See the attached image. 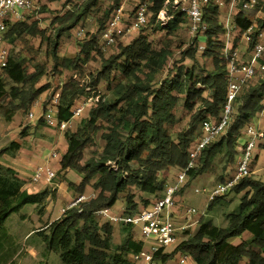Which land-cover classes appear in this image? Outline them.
I'll return each instance as SVG.
<instances>
[{
    "label": "trees",
    "instance_id": "trees-1",
    "mask_svg": "<svg viewBox=\"0 0 264 264\" xmlns=\"http://www.w3.org/2000/svg\"><path fill=\"white\" fill-rule=\"evenodd\" d=\"M151 1L149 9L153 15L150 21L156 22L157 13L166 0ZM120 2L112 0V12ZM244 2H239L235 15V24L242 30L252 24L243 9ZM98 3L99 0H84L79 8L56 15L51 22L54 27L52 36H46V30L39 27L38 21L29 18L11 25L7 39L12 44L25 36H41L47 39L51 47L55 68L61 66L64 69L81 70L80 56L60 60V39L74 29ZM183 23H187V20L178 13L167 28L158 24L156 26L161 30L173 31ZM208 23L209 29L203 36L206 38L203 55L211 58L212 70H204L199 66L196 60L199 39L193 40L182 53L184 59L193 60V65L178 63L174 72L158 81L157 85L156 80L163 73L171 52L156 48L146 36L140 35L127 46L121 47L118 54L103 59L97 78L88 85L72 76L61 87L56 113L61 121L71 118L73 106L88 94L87 86L95 87L100 80H106L110 97L91 107L89 117L81 121L76 131L65 132L68 147L60 159V171L72 170L82 176L77 185L69 182L75 192L82 194L87 186L93 185L98 194L85 203L67 209L60 218L47 223L44 229L37 232L45 247L44 254H57L63 264H133L129 256L138 253L143 242L135 239L132 226L121 224L124 238L120 244H115L114 225L104 222L96 212L103 207L112 208L122 194L125 213L138 212L140 203H143V208L147 207L150 200L140 198L137 201L136 192L158 195L164 191L160 173L171 167L180 170L186 168L188 150L201 133V122L208 116H220L227 90V66L222 57L221 40L226 30L220 18L219 6L215 3L208 8ZM105 24L101 23V30ZM97 46L98 39L95 37L82 44L81 49L85 54L83 63L99 48ZM252 46L253 43L249 48ZM23 61L22 58L10 57L3 70L10 80L22 85V88L12 89L16 97L27 96V101L19 104L17 109L26 106L48 88H35L42 74L28 73ZM114 72L122 75V81L117 84L111 83ZM0 90L3 91L1 78ZM263 100L264 78L249 83L243 90L228 134L202 151L198 165L189 172V177L204 173L219 155L224 154L227 164L235 161L240 130L261 111ZM181 101L192 115L189 127L174 136L170 127L177 122L174 110ZM101 130L104 131L102 151L82 163L87 144ZM26 133L23 132L22 136H26ZM20 148L21 144L12 142L6 150L17 152ZM108 162H116L118 170L110 169L106 165ZM25 184L26 180L15 169L0 164V264L12 262L19 249L7 231L6 222L10 216L20 213L28 205H36L41 212L43 201L48 197L47 191L30 193ZM233 192L244 193L237 209L226 215V226L216 225L212 220L202 217L197 231L181 242L176 251L191 256L195 264H264V181L245 179ZM219 199L210 202L209 209ZM245 232L250 234L247 239L242 238ZM236 238H241V242L234 243ZM157 257L166 263L172 259V254L159 253Z\"/></svg>",
    "mask_w": 264,
    "mask_h": 264
},
{
    "label": "rangeland",
    "instance_id": "rangeland-1",
    "mask_svg": "<svg viewBox=\"0 0 264 264\" xmlns=\"http://www.w3.org/2000/svg\"><path fill=\"white\" fill-rule=\"evenodd\" d=\"M225 1L229 2L230 0ZM240 1L241 0H237L235 3L236 11H238V4ZM260 1L264 2V0ZM83 2L84 0H39L40 10L33 13L30 19L33 18L38 21L39 27L46 30V36H52L54 33V27L51 25V22L55 16L58 14L62 15L69 9L79 8ZM138 2H147L150 5L152 1L129 0L126 10L127 16H132L134 7ZM111 6L112 0H99L97 7L92 8L91 11L86 13L82 21L69 33L64 34L60 39V45L58 47L60 60L63 58L75 59L80 56L82 58V63L81 70H78L79 72L73 69H64L61 66L55 68V60L52 56L51 47L49 46L47 39H44L41 36H25L11 44V57L22 58L24 60V68L28 73L40 72L42 74L35 83V88H40L42 86H48V88L40 96L27 103L26 106L17 109L19 104H23L27 101V96L26 98L21 95L16 97L14 90L12 89L22 88V85L14 83L6 76V73L3 70H0V78L3 83V91L0 90V164L5 166L16 165L20 168L17 163L18 161H16L17 159L22 158L21 160H23L25 157H31L32 153L34 155L40 154L45 142L55 138V136L48 132V130L54 131L55 128L49 129L45 125L43 119L39 118L34 122H31L28 119L30 108L34 103H38V115L41 114L43 110L45 111L47 109L46 105L50 103L52 98L57 93L61 92V87L75 74H77V80L82 84L92 82L95 78H97L99 70L102 69L103 59L105 60L114 54H118L121 47L127 46L133 39L139 37L140 35L146 36L156 48H165L171 52L163 73L158 76L156 80L157 85L159 84L158 81L166 77L170 72H174V67L178 66V63L184 64L185 66L193 65V60L188 58L184 59L182 55V53L193 42L189 35L187 23H183L179 25L177 29L169 31L167 29H159L156 26V22L151 21L141 29L125 35V37L119 40L116 45L110 47L106 52L101 51L100 53L102 55L97 53V51H100L99 48L93 51L90 57L86 58V62L83 63L85 54L81 49L82 44L93 37L96 39L99 38L98 36L101 31V23L104 22L105 24L109 19L112 12L110 9ZM228 9L229 6L226 3L219 7L220 18H226L228 15ZM246 13L247 17L249 16L250 20H253V23L257 24L258 30L264 26V21H262L259 25L257 23L258 19H253L254 15H258L259 17L264 16L263 9L262 12H258V9H254L252 11H247ZM78 29H83L86 36L83 38L76 37V31H78ZM205 41V37L202 36L199 38V42L205 43ZM199 42L197 43L198 53L196 55V60L199 66L204 70H212L213 62L211 58H207L203 55L206 43L200 44ZM201 73H204V71ZM256 79L258 78H254L252 82ZM120 81H122V75L114 72L112 74L111 83L117 84ZM108 84V81L102 79L95 85L97 90L104 94L105 98L110 97ZM174 113L177 117V122L170 127V132L176 136L178 132L189 127L192 112L189 111L184 106L183 101H181L176 106ZM253 121L258 123L259 120L256 118ZM25 131H27L26 136H22V133ZM103 132L104 131L101 130L93 135V141L88 143L84 150L82 163H85L86 160L100 153L99 149L102 146ZM245 141L246 139L244 137L239 138V146L237 149L238 153L235 161H237L241 153V146L245 143ZM12 142H18L21 144L19 151L14 152L6 150ZM50 150L51 149L45 150L43 157H47L51 153ZM56 152L60 153L61 149L57 148ZM260 155L261 153L258 157H261ZM235 161L227 164L224 154L219 155L214 159L212 166L206 169L204 173L194 177H189L187 184L180 194H178L182 195L184 200L182 198V200H179L178 195L176 196L177 203L172 210V216L175 217L176 220H179L180 207L186 205L188 207H194L198 209V211H204V219H210L219 226H226V215L237 209L240 198L244 192L237 194L232 191L221 197L219 202H217L214 207L209 209L206 196L196 193L195 190L203 187H212L216 183L222 182L226 177L233 173ZM58 164L59 162L57 161L54 165L58 167ZM200 166L201 165L199 164L198 167ZM57 167H55L56 170ZM31 168L23 171L30 174L32 170ZM20 174L24 176L26 182L29 183V175L26 173ZM57 174L58 175L53 186L49 185L50 187L47 186L44 189L42 187V191L48 192V197L43 201L41 212L35 206H27L22 209L20 213L12 214L6 222L7 231H9L15 242L19 245L18 252L12 259V262L8 264H63L57 254L53 252L45 253L46 255L44 254L45 247L37 233L38 231L44 229L47 223L55 220L60 214H62V208L66 205V192L71 193L72 190L69 182L76 184L75 182H80L81 180V176L74 172L61 173L58 171ZM251 178L262 180V178H259L256 175H253ZM57 183L60 184V188L57 187ZM162 194L163 193L161 192L153 197L152 201L161 197ZM136 196L138 200L143 198L142 193L139 192H136ZM123 201L124 200L122 198V202ZM142 206L143 203H140L139 208H143ZM121 210L122 209L119 208L118 212H121ZM122 238H124V236L121 233V226L119 228V225H117L114 231V243L120 244L122 242ZM129 258L131 260V254Z\"/></svg>",
    "mask_w": 264,
    "mask_h": 264
},
{
    "label": "built area",
    "instance_id": "built-area-1",
    "mask_svg": "<svg viewBox=\"0 0 264 264\" xmlns=\"http://www.w3.org/2000/svg\"><path fill=\"white\" fill-rule=\"evenodd\" d=\"M236 1L230 0H166L163 7L157 13L156 24L162 28H167L173 22L176 14L181 13L187 20L189 35L192 40H198L204 36L209 29L208 8L215 3L219 7L228 4V15L221 21L225 27L222 36V57L227 66V90L226 99L222 105L218 118L208 116L201 122V133L192 143L188 150V165L180 170L175 180L165 186L161 197L156 198L147 207L141 208L133 214H116L110 207H103L96 212L104 222L111 225L129 224L134 230L138 229L143 242L138 253L131 254L134 263L143 264H166L158 258V254H165L166 248L178 244L180 235L186 231L190 232L193 225H197L199 219L205 214L194 207L181 206L180 212L182 223L178 224L172 216L177 201L176 196L183 190L188 182L189 172L197 167L202 151L211 143L227 135L234 115L236 106L243 90L252 82L254 78H264V26L258 30L252 23L247 29H240L235 24ZM129 0H121L119 6L113 10L105 26L100 31L98 46L102 52H106L110 47L117 44L125 35L135 32L150 22L152 12L147 2H138L133 10L132 16L126 14ZM264 2L260 0H245L243 9L252 11L258 9L262 12ZM40 10L39 4L35 0H0V70H4L11 57V43L7 39L9 27L18 22L27 20V17ZM238 29L245 41L253 43L248 47V58L239 61V50L233 45V32ZM76 37H85L83 29L76 32ZM77 74L73 76L77 79ZM89 83L85 84L88 85ZM88 94L73 106L72 116L68 121H61L57 117L60 94L57 93L46 106V110L38 115V103H34L29 111L28 119L31 122L39 118L44 120L46 126L61 131L67 130L73 119L81 117L86 108L96 106L100 101H104L105 96L97 90V87H88ZM37 108V109H36ZM264 115V100L262 109L259 112ZM240 137L246 139L241 147V153L235 161L233 173L222 182L216 183L212 187L196 189V193L206 196L207 205L221 198L239 185L243 180L255 175L254 165L260 153L264 156V128L255 124L251 120L240 130ZM53 158H58L59 154L54 151ZM106 165L113 171L118 170L116 162H108ZM57 170L51 164L50 158L45 163L34 166L29 174V183L54 185L57 178ZM89 201L81 194L74 199L63 213L71 207ZM198 219H194L195 217ZM180 217V216H179ZM189 255L183 253L181 257L172 264H187Z\"/></svg>",
    "mask_w": 264,
    "mask_h": 264
},
{
    "label": "crops",
    "instance_id": "crops-1",
    "mask_svg": "<svg viewBox=\"0 0 264 264\" xmlns=\"http://www.w3.org/2000/svg\"><path fill=\"white\" fill-rule=\"evenodd\" d=\"M35 1L39 4V0H35ZM42 4H43V2H42ZM39 6H40V4H39ZM50 7H52V6H50ZM31 17H32V14L27 17V20L29 18H31ZM248 18H249V16H248ZM255 18L258 19V22L257 23L259 25L261 23L260 22L261 20L264 21V16L259 17L258 15H254L253 19H255ZM29 20H34V19L32 18V19H29ZM251 22L253 23V20H251ZM254 26H256V29H257V27H258L257 24H254ZM199 43L200 44H205V43H202V42H199ZM233 45H234V48H236V49L239 50V54H240L239 61H245L248 58V51H249L248 50V47H249V44L245 41V39L241 35V32L238 29H236L233 32ZM257 80L258 79L254 80L253 82H256ZM37 112H38V109H37ZM89 114H90V108H86L85 111H84V113H83V115L81 117H78V118H75V119L72 120V122L69 124L67 130L76 131L78 129L79 124L81 123V121L83 119L88 118L89 117ZM256 118H258L259 121H258V123H255V124H257L260 127H263L264 128V115L258 113L256 115V117L253 118L252 120H254ZM48 128L49 129H54V128H50V127H48ZM67 130H64V131H61V130H58V129H55L54 131L53 130H48V132L51 133L53 136H55V138H53L52 140H49L48 142H45L44 146L41 149L42 152L40 154L34 155L32 153L31 157H25L23 160H21L22 158L17 159L16 161H18L17 163L19 164L20 168H18V166H16V165H8V166L11 167V168H13V169H15L19 173L20 177L23 178L24 180H26L24 178V176H22L20 173H26L27 175H29V174L27 172H24L23 170L30 169L31 167H34L37 164L45 163L48 158H50L52 165H54L55 163H57V161L60 162V159H61L60 156L62 157V155L66 152L67 147H68V143H67V140H66V137H65V132ZM53 140H55V141H53ZM57 140H58V142H57ZM103 146H104V141L102 139V146L99 149L100 152L102 151ZM238 146H239V144L237 142V144H236V150L238 149ZM57 148H60L61 149V152L60 153L58 152V154H60V156L58 158H53L52 154H53L54 151L57 150ZM47 149H51L50 150L51 153L47 157L46 156L43 157V154H44L45 150H47ZM237 153H238V150H237ZM260 156L261 157H258V159L256 161V164L254 165V172H255V175L257 177H259V178H262V181H263V179H264V156H263L262 153H261ZM54 166L57 167L56 165H54ZM58 169H60V165L59 164H58L57 170ZM58 171H60V170H58ZM60 172L61 173H63V172L71 173V172H74V171L67 170V171H60ZM179 172H180V168L171 167L169 170L162 171L160 173V178H161V180L164 181V185L166 186L167 184H169V183H171L172 181L175 180V178L179 174ZM80 179L82 180V176H81ZM81 180H80V182H81ZM80 182L77 181L75 183L76 184H79ZM47 186L50 187V186H53V185H50L49 186V185L44 184V183H41V184H32V183H28V182H26V184H25V188L30 193H39V192L42 191V187L44 189ZM92 186L91 185L90 186H87V188L85 189V191L82 193V194H84L88 198V200H91V199L95 198L97 196V194H98V191L94 187H92ZM57 187L58 188L61 187L59 183H57ZM73 192L74 191H72V190H71V193L70 192H66V194H67V195H65L66 205H65L64 208H62V214H60L56 219L60 218L64 214L63 213V210L65 208H67L69 206V204L74 199H76L79 195H81L80 193H77V192H74L73 193ZM139 193H141V192H139ZM162 193H163V191H162ZM142 196H143V198L149 199L150 201H152V198L155 197L156 195L142 193ZM122 198L124 200V194L120 195V199L112 207L113 212L116 213V214H122V213L125 212V207L126 206H125V202L124 201L122 202ZM178 198H179V200L181 198L184 200V198L182 197V195H178ZM137 201H138V198H137ZM28 206H35L36 207V205H28ZM25 207H27V206H25ZM119 208L122 209L121 212H118L119 211ZM202 217H204V215ZM181 218H182V216H181V212H180V219L177 220L178 224H181L182 223V219ZM194 219L196 220V219H198V217L196 216ZM200 219H199V221H200ZM52 221H54V220H52ZM52 221H50V222H52ZM116 226L117 225H114V231H115V227ZM120 226L121 225H119V228H120ZM198 227H199V223L197 225H193L191 227V229H190V232L189 231H186L185 233H183V234L180 235V241H179L178 244H175L173 246H169V247L166 248V252L165 253L166 254H172V259L169 260V261H167L166 264H172L173 262L177 261L181 257V255L183 254V252L176 251L177 250V247L180 245L181 242L185 241L190 234L195 233L197 231ZM133 235H134L135 239L141 240V235H140V232H139L138 229L134 230ZM249 237H250V234L248 232H245L243 234V236H242V238H244V239H247ZM233 242L236 243V244L237 243H240L241 242V238H236V239H234ZM174 258H176V259H174ZM134 264H143V263L139 262V263H134ZM187 264H195V261L193 260V258L191 256L188 257Z\"/></svg>",
    "mask_w": 264,
    "mask_h": 264
}]
</instances>
